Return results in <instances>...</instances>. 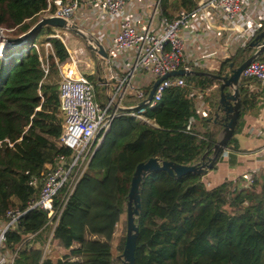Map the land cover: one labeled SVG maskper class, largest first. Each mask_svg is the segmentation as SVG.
I'll use <instances>...</instances> for the list:
<instances>
[{
    "label": "trees",
    "instance_id": "trees-1",
    "mask_svg": "<svg viewBox=\"0 0 264 264\" xmlns=\"http://www.w3.org/2000/svg\"><path fill=\"white\" fill-rule=\"evenodd\" d=\"M47 1L0 0V29L8 31L4 36L15 39L26 34L38 22ZM198 1L160 0L159 15L172 20L178 11L194 9ZM261 31L264 19L252 38ZM52 32L51 27H41L24 43L4 47L0 54V221L5 220L9 207L22 210L27 201L37 197L28 178L40 176L44 165L52 162L56 154L68 152L58 141L62 117L58 111L54 63V59L64 63L67 52L58 39H48ZM45 41L50 43L54 59L48 57L44 77L30 45ZM248 42L227 57L222 67L232 63L236 68L249 57L252 50ZM255 61L264 63L263 55ZM202 72L214 75L212 71ZM181 79L200 91L215 83L209 77ZM87 80L96 83V77ZM251 83L250 79L240 78L238 121L221 156L228 149L235 150L234 135L241 127L242 117L255 109L256 96L249 91ZM148 91L149 88L143 89L145 97ZM188 91L167 89L160 101L141 115L143 121L124 114L114 118L50 237L46 212L40 208L26 211L15 226L6 229L7 247H18L14 264H120L125 200L135 165L149 157L176 164L201 163V155L205 151L210 153L221 128L218 120L214 121L217 99L208 102L206 118L198 120L187 98ZM214 168L215 165L210 170ZM109 172L114 203L92 200L91 195ZM201 177L189 172L174 178L164 171L144 176L134 218L137 235L133 264H264L261 171L249 173L247 184L241 176L211 188H205ZM86 221L93 223L92 228L84 226ZM45 244L60 255L54 260L45 255Z\"/></svg>",
    "mask_w": 264,
    "mask_h": 264
},
{
    "label": "built area",
    "instance_id": "built-area-1",
    "mask_svg": "<svg viewBox=\"0 0 264 264\" xmlns=\"http://www.w3.org/2000/svg\"><path fill=\"white\" fill-rule=\"evenodd\" d=\"M247 2L248 0H199L194 9L180 10L169 20L159 15L160 0L47 1L42 17L61 18L80 29L84 26L90 28L111 23L116 25V34L104 48L107 54L104 63L121 52L131 51L132 55L126 63L108 65L106 79L100 84L105 92L99 104L94 86L76 68L83 53L81 48L66 51V61L57 63L48 41L40 45H30L37 54L44 77L47 75L48 57L54 59L58 78V111L62 117L58 141L68 152L56 154L52 162L44 165L40 176L28 178V185L37 190L35 199L27 201L22 210L9 207L5 211V220L0 221V264H14L18 247H7L4 233L6 229L15 226L26 211L33 208L43 209L51 235L91 156L102 144L114 118L124 114L134 120L143 121L141 115L146 109L153 108L167 89L185 88L181 78H166L155 87L148 103L142 108L131 110L146 98L143 89L137 87L134 81L135 87L130 85L131 80L140 73L149 75L154 82L171 71H189L190 64L184 58L182 31L194 21L196 27L202 26L199 31L204 33L211 27L222 30L224 26L229 31L238 33L246 25L244 13ZM137 4L146 12V21L136 20L129 13V8H135ZM259 27L257 24L246 40ZM5 32L8 31L0 29L2 39H5ZM48 39H58L65 47L57 30ZM41 48L42 52L39 51ZM241 78L253 80L264 87V63L251 62L242 71ZM217 92L218 85L212 83L205 90L187 94L198 120L207 116V106L203 98Z\"/></svg>",
    "mask_w": 264,
    "mask_h": 264
},
{
    "label": "crops",
    "instance_id": "crops-1",
    "mask_svg": "<svg viewBox=\"0 0 264 264\" xmlns=\"http://www.w3.org/2000/svg\"><path fill=\"white\" fill-rule=\"evenodd\" d=\"M128 8L126 10H128ZM129 10V13L134 19L146 21L145 19L147 18V14L140 4H137L135 8H129ZM245 15H247V17ZM247 18H249L250 20H248ZM263 19L264 0H248L244 13V21L246 25L238 33L229 31L226 26H224L222 30H217L216 28L211 27L210 30L207 31V33H204L199 31L202 26L196 27V23L194 21H191L189 25L182 31V37L184 39V58L190 64V70L188 72H194L197 75L192 74L188 76H195L197 78L208 77L207 73L202 71H212L214 74H216L217 72L228 73L227 66L223 68L222 62L227 57L232 56L238 48L242 47L250 40L249 38L248 41H246V37L248 36L249 32L257 24L260 26ZM90 28L92 29V31H90ZM90 28L88 26H84L81 30H89V33L95 37L101 36V39L97 38L99 41H105L107 31L111 29L114 30L112 37L117 32V28L114 23L103 25L101 27L92 26ZM241 41H243L244 44L235 47L234 52H232V54L228 56L226 53V45H228V43L242 44ZM80 45L81 43L78 38L71 39V47L68 48L65 44V48L66 51H70L76 48H80ZM108 45L109 42L106 43V47ZM251 50L253 52V49ZM89 52L91 55H88L85 52L84 54L82 53V55L79 57V63L76 67L77 71L82 76L86 77V79L87 77L91 76L96 77L95 85L97 86V89L101 90L104 93V88L100 86L101 81L106 79L107 76V74L104 77L100 76L101 73L103 74L104 68L106 69L108 65L113 63H126L132 55V52L126 51L118 53L112 59L110 58L107 63H104L102 60L98 59L93 52ZM85 54L88 56V58H86ZM261 55H263L264 57V52ZM251 81L252 83L250 84L249 91L256 96L255 109L248 112L242 117L241 127L234 135V138L236 140L235 150L228 149L226 154L223 157L221 156L219 158V160L215 164V168L212 170H208L207 173L201 177L205 188H211L222 183L224 180H233L236 177L241 176L250 181V179L248 178L249 173L257 172L258 170L261 171L262 176L264 177V87L255 83L253 80ZM134 84L142 89H150L153 84V79L149 75L143 73L137 74L134 77ZM92 85L94 86L95 91V85ZM185 88L189 89L187 94H190L193 91H197L196 88H192V86H188L186 84ZM213 95L214 93L203 98V101L207 106V111L208 102L213 99Z\"/></svg>",
    "mask_w": 264,
    "mask_h": 264
},
{
    "label": "water",
    "instance_id": "water-1",
    "mask_svg": "<svg viewBox=\"0 0 264 264\" xmlns=\"http://www.w3.org/2000/svg\"><path fill=\"white\" fill-rule=\"evenodd\" d=\"M44 26L51 27L52 31L60 29L70 32L83 43L86 50L93 52L98 59L102 61L106 59V51L102 43L95 36L87 31H82L75 24L68 23L56 17L40 18L26 34L15 39H2L0 36V44L3 43L5 46H19L35 31ZM247 46L249 49H253V52L238 67L234 68L232 63H229L227 65L228 73L217 72L214 75H207L218 85L217 114L214 116V121L218 120L221 128L216 135L214 144L210 147V153L205 151L201 155L200 159L203 160V162L176 164L168 160L149 157L135 165L129 180L125 200V233L123 248L119 256L120 264H133L134 262L133 252L137 235V226L134 222V218L139 209V187L144 176L154 171H164L174 178H178L189 172L203 176L217 163L221 154L225 151L229 140L234 134L238 121L240 110L238 87L240 85L241 73L248 64L255 61L264 52V31L257 33L252 40L248 42ZM192 74L197 75L194 72L179 69L163 75L153 82L145 100L136 104L131 110L142 108L144 104L148 103L152 98L155 87L162 80L173 77H185Z\"/></svg>",
    "mask_w": 264,
    "mask_h": 264
},
{
    "label": "rangeland",
    "instance_id": "rangeland-1",
    "mask_svg": "<svg viewBox=\"0 0 264 264\" xmlns=\"http://www.w3.org/2000/svg\"><path fill=\"white\" fill-rule=\"evenodd\" d=\"M40 18H42V16H40ZM58 31L60 33V36L62 37V40L64 41V44H66V46L68 48H70L71 47V39H77V37H75L74 35H72L68 31H64V30H60V29H58ZM87 32H90V31L88 30ZM113 33H114V30L113 29L107 31V35L105 37L106 38L105 41H101L100 40V42L102 43V46L103 47H106V43L109 42V40L112 37V34ZM3 37L5 39H10L11 36L8 35V36H3ZM96 38L101 39V36L100 37L97 36ZM246 41H248V40H246ZM241 42H242V44L241 43H236V44H234V43L229 44L228 43V45H226V48H227V52L226 53H227V55L229 56L230 54H232V52H234L235 47H237L239 45L241 46V45L244 44L243 41H241ZM80 43H81V45H80L81 47L80 48L82 49L83 54L86 52L88 55H91L90 52L85 49V47H84V45H83V43L81 41H80ZM4 47H15V46H11V45L5 46L4 44H2V45H0L1 51H2V49ZM85 56H86V58H88V56L86 54H85ZM106 74H107V71L104 68L103 74L101 73L100 76L101 77H104ZM133 81H134V78L131 80V84L130 85L132 87H135L134 84H133ZM103 94L104 93L101 90H99V89H97L96 92H95L96 101L99 104H100V102L102 100V97L104 96ZM217 97H218V94L216 93V94L213 95L212 98H216L217 99ZM212 111H213V107L211 106L210 107V114L213 115ZM245 183L246 184L248 183V180L247 179H245ZM91 199L94 200V201L106 202V203H110V204L114 203V199H113V185H112V174H111V172H109V175L104 180V182L101 185V187L91 195ZM113 223L115 224L116 222H113ZM92 224L93 223H91L89 221H86L84 223V226H88L89 228H92ZM49 237H50V235H49ZM49 237H48V240H49ZM42 251H43V253H45V255H48L52 260L56 259L60 255V253L58 252V250L56 252H54L55 250L53 251V249L47 248V244L43 246Z\"/></svg>",
    "mask_w": 264,
    "mask_h": 264
},
{
    "label": "bare ground",
    "instance_id": "bare-ground-1",
    "mask_svg": "<svg viewBox=\"0 0 264 264\" xmlns=\"http://www.w3.org/2000/svg\"><path fill=\"white\" fill-rule=\"evenodd\" d=\"M2 44H3V43H2ZM2 44H1V45H2Z\"/></svg>",
    "mask_w": 264,
    "mask_h": 264
}]
</instances>
